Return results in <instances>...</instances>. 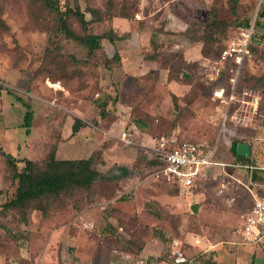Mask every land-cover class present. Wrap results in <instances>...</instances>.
Returning a JSON list of instances; mask_svg holds the SVG:
<instances>
[{
    "label": "rangeland",
    "instance_id": "1",
    "mask_svg": "<svg viewBox=\"0 0 264 264\" xmlns=\"http://www.w3.org/2000/svg\"><path fill=\"white\" fill-rule=\"evenodd\" d=\"M110 2L115 6L112 19L92 22L88 30L105 33L113 26L128 30L136 42L111 43L104 39V50L89 55L88 48L78 40L58 31L57 14L41 0H0V264H67L64 233L59 230L64 224L76 227L72 223L76 214L74 199H62L60 204V200L44 198L31 201L23 209L6 208L17 189L6 153L44 162L63 132L65 112L71 107H78L87 122L77 139L60 145L58 155L88 157L106 147L107 161L101 168L108 171L116 165L131 169L132 188L116 198L118 203L113 199L114 183L98 184L93 200L94 218L100 227L112 214L118 218L114 221L116 228L121 226L127 234L136 233L143 239L158 227L166 234V249L174 238L183 241L188 253L200 257L214 249L208 254L210 259L187 264H264V243L245 244L237 233L243 214L252 205L251 191L264 194V17L257 16L253 60L239 88L242 101L230 110L236 115L229 124L237 133L232 141L243 135L241 140L252 147L251 155H234L226 140L220 139L216 159L227 165L212 167L214 177L193 193L159 176L153 162L155 147L162 141L173 147L183 142L212 144L217 140L223 103L215 92L225 87L227 80L214 60L217 54L212 52L220 51L246 21L256 19L257 1L61 0V7L80 6L91 20L89 7L107 16ZM124 9L135 14L136 20L121 17ZM150 13L154 14L145 20L148 27L169 18L179 27L187 25V30L164 31L158 26L163 32L161 47H152L148 35L139 33L140 19ZM214 14L226 24L216 28L213 39L207 41L205 25ZM68 22L78 35L87 33L77 16L71 15ZM205 43L211 59L201 53ZM185 46H196L198 60L188 63L175 54ZM116 49L121 57L109 69L105 53L113 55ZM152 53L158 55L155 61L148 60ZM131 54L143 73L135 81L128 74L120 79L113 76L110 71L118 66L121 70L123 62H118ZM188 58L195 59L193 53H188ZM170 67L179 77L174 90L184 93L178 105L163 78L160 81ZM103 80L108 82L104 84ZM55 83L59 86L51 85ZM244 90L249 93L243 94ZM100 101L108 102L106 117L100 116ZM138 118L144 122L142 131L134 125ZM71 119L75 120L73 116ZM89 200V195L80 193L78 201ZM194 203H199L197 212L192 209ZM61 205L63 209L48 216L50 208ZM195 238L200 242L196 243ZM93 248L87 249L86 257ZM68 255L70 259L76 257L74 248Z\"/></svg>",
    "mask_w": 264,
    "mask_h": 264
},
{
    "label": "trees",
    "instance_id": "2",
    "mask_svg": "<svg viewBox=\"0 0 264 264\" xmlns=\"http://www.w3.org/2000/svg\"><path fill=\"white\" fill-rule=\"evenodd\" d=\"M44 6L49 9L50 11L57 14L58 20V31L64 33L68 38H72L78 40L83 46L88 48V54L92 55L97 50H104L103 40L107 39L111 43H116L119 40H124L130 36L128 32H122L121 30L112 26L108 32L105 33H91L88 28H90V24L92 22H101L106 19H112L113 11H114V4L113 2L109 3L108 6V15L101 11L98 8L89 7L87 10L93 15L91 20L87 19L85 12L81 10L80 6L77 7H70L69 5L65 6L64 9L61 7V0H41ZM235 2V0H234ZM257 5V3H256ZM71 15L77 16L81 25L87 33L84 35H78L70 26L68 19ZM264 17V3L258 9L255 24L257 26V16ZM120 16L126 18L128 20H136L135 14H130L128 10H121ZM140 27L143 26L144 21L140 20ZM226 24L225 21H222L216 17H214L205 25V39L212 40L214 37L215 29ZM250 21H246L244 25H249ZM228 25V24H227ZM236 35V34H235ZM256 32L253 35L252 42H251V51L255 50L254 41H255ZM234 36V35H233ZM232 36V37H233ZM231 37V38H232ZM230 38V39H231ZM229 39V40H230ZM229 40L225 44V46L220 50H215L212 54H217L216 58L214 59L216 62L220 60L221 54L223 49L228 44ZM206 41V43H207ZM206 43L203 45L201 49V53L205 58L211 59L209 56V52L206 47ZM150 44L153 47L154 45L157 47H161V43L158 39L155 38V35L151 37ZM105 65L111 69L113 68V63L119 57H121L120 51L116 49L113 55L109 56V54L105 53ZM175 54L181 56V58L186 61L185 55L183 51H178ZM156 53H152L148 56V60L155 61L157 58ZM253 60V56L251 58H247L244 64V69L242 73V79H245L244 72L247 68L250 61ZM195 62V61H194ZM191 63V62H188ZM113 66V67H112ZM172 68L170 67V71L168 70V81H177L179 77H175L172 73ZM175 68V66H174ZM138 78V77H137ZM157 82V81H156ZM155 82V83H156ZM172 99L175 105L179 104V101L182 100V96H179L172 92ZM113 103H117V97L113 101ZM107 101H100L98 103V107L100 108V116H107ZM30 113L26 115L29 118ZM68 113L65 112V121L67 119ZM66 123V122H65ZM64 123V125H65ZM143 121L141 118H138L134 121V125L139 129L143 130ZM86 122L82 119L75 117L74 123L72 125V133L71 136L77 135L81 128L85 126ZM65 128V126H64ZM63 128V131H64ZM242 138H237L236 141L241 142ZM63 140V132L59 135V138L56 140V145L54 148L48 153L46 156V160L44 162H40L35 159H31L29 157H16L10 153H6L9 158L10 164L13 166L14 169V180L17 183V189L15 196L5 204L6 208H25L31 201L33 200H41L44 198L60 200L59 203L61 204L62 199H74L72 207L76 212H80L85 207L89 206L90 204L95 203L93 200L94 194H96L97 189L99 188L98 184L102 181L105 182H112L116 186V191L113 199L119 196L121 191H124L125 187L127 186L126 180L129 176H131V169L125 166H114L111 167L108 171H102L101 165H105L107 158H105V151H108L106 147H101L94 151L88 157H81V158H68V159H61L57 157V150L59 147L60 142ZM252 148V147H251ZM231 151V149H229ZM234 155V153L231 151ZM247 158L245 156H242ZM154 158V157H153ZM157 158V157H155ZM153 159L154 164H159V161H155ZM158 160V158H157ZM136 165V164H135ZM112 169H118L122 172V174H116L111 176L109 173ZM256 173L258 171H255ZM134 175V174H132ZM207 184V181L201 182L195 190L204 188ZM177 186V185H176ZM80 193H84L86 196L89 195L90 202H81L79 200ZM80 202V203H79ZM90 203V204H88ZM64 206L61 205L59 208H50L48 210V216L52 211L63 209ZM115 228V227H114ZM151 236L157 237L162 240L166 245V234L160 230L158 227L154 228V232ZM150 236V237H151ZM176 239V238H174ZM169 247L166 249L165 254L170 255L171 247L173 241ZM180 239V238H179ZM147 239H143L141 236H138L136 233L130 234V238L125 246V250L132 253L138 254L144 248ZM167 248V247H166ZM185 249V248H184Z\"/></svg>",
    "mask_w": 264,
    "mask_h": 264
},
{
    "label": "built area",
    "instance_id": "3",
    "mask_svg": "<svg viewBox=\"0 0 264 264\" xmlns=\"http://www.w3.org/2000/svg\"><path fill=\"white\" fill-rule=\"evenodd\" d=\"M256 15L264 0H256ZM256 18V16H255ZM255 19L249 25L240 28L223 49L219 63V71L223 72L227 80L226 86L218 89L215 94L223 103L221 125L217 140L211 143L183 142L179 145L169 147L162 141L155 147L158 158L159 176H162L169 183L177 185L182 191L194 192V189L203 182L212 179L210 170L214 166L227 165L226 162L216 159L219 151L220 139L226 140L230 144L233 135L237 134L229 126L236 115L230 113L232 107L242 101L239 88L242 82V73L247 58H251V42L255 33ZM55 87L57 83L51 84ZM59 86V85H58ZM247 90L243 94H248ZM238 138H245L238 135ZM164 140V138H163ZM212 177V178H211ZM253 196L251 207L243 214L242 227L237 230L245 244L264 243V194L258 191H251ZM199 243L200 239L195 238ZM171 259L175 264H187L193 261L194 256H189L183 247V241L174 239L170 251ZM140 264H147L148 258L143 257L138 261Z\"/></svg>",
    "mask_w": 264,
    "mask_h": 264
},
{
    "label": "crops",
    "instance_id": "4",
    "mask_svg": "<svg viewBox=\"0 0 264 264\" xmlns=\"http://www.w3.org/2000/svg\"><path fill=\"white\" fill-rule=\"evenodd\" d=\"M154 13H150L148 15H144L140 20H146L149 16H151ZM174 16V14H172ZM125 19V18H124ZM177 23L176 21H170V19L164 20V22L160 25H153L151 27H148L146 25V21L144 22L142 28L140 29L141 31L139 33L147 34L149 41L151 40V37L155 35L156 39H160L161 35H163V32L159 30L158 26H163L164 31H175V32H185L187 30V25L179 27V25H174ZM178 24V23H177ZM173 26H178L179 28H175ZM117 28V27H116ZM119 29V28H117ZM122 32H129L128 30H123L120 29ZM181 30V31H180ZM135 37H132V34L124 39V41H134ZM191 40V38H190ZM136 42V40L134 41ZM195 47L191 46H185L183 47V53L185 55V58L188 60V62H191L192 60H198L197 54L194 53ZM188 53H193V57L195 59H189L188 58ZM109 56H111L109 54ZM133 54L127 55V57L124 58L123 60H120L118 63L126 65V70L123 69V64L121 70H119V66L115 67L112 71L113 76H116L117 78L119 77L122 78L123 75L128 74L127 77H132L134 81L137 79L138 74H142L143 71L141 72V66H136V64L133 61ZM121 59V58H120ZM194 62V61H193ZM142 65V64H141ZM124 70V71H123ZM139 70V71H138ZM163 75V73L161 72ZM166 77L160 78V81H162V78L165 82V84L168 86L169 90L179 96H182L184 93H179L178 91L174 90L173 84L175 81H168V71L166 70ZM104 84H106L108 81L103 80ZM178 83V82H177ZM66 112L68 113L66 123H65V128L63 131V140L60 142L59 147L62 143L68 142L70 140H75L79 136L80 132L75 135L71 136L72 129L71 126L74 123V120L71 119L72 116L78 117L82 119L83 121L87 122L86 120L83 119L84 113H80L78 107H71L70 109H66ZM233 141L230 142L229 146L231 147ZM244 142V141H241ZM58 147V150H59ZM58 150H57V157L61 158L58 155ZM108 151H105V158H107ZM61 159H68V158H61ZM102 171L105 169L100 168ZM132 176H129L126 180L127 186L125 187L124 191H121L120 194H125L130 190L132 187L130 185V180ZM136 193V192H135ZM119 196L117 198H119ZM124 199V197H121ZM117 199H114V202ZM118 203V202H117ZM96 204H90L89 206L85 207L83 210L80 212H76L74 214L72 223L76 225V227H72V225L69 224H64L61 226L59 232L64 233V244H65V254L66 258H68V261L66 262L67 264H140L138 261L146 257L148 258V263L147 264H167V262H173L171 259V255H166V245L165 243L160 240L157 237L151 236L148 237L145 243L144 248L141 250L140 253L138 254H132L128 251L125 250V246L130 238V234H127L124 232L123 227L116 228V224L114 221L118 220V218H114L113 215L111 214L110 216L107 217L105 221V225L100 227L99 222L96 221L94 218L95 216V208ZM74 220V222H73ZM84 226V227H83ZM85 226H87V229H84ZM115 227V228H114ZM69 230V231H68ZM58 232V231H57ZM56 234V231L53 232L52 237H54ZM124 235V237H123ZM94 245L93 250H90V257H86L87 254V249H91V246ZM75 251L76 257H73L72 259L69 258L68 252L70 250ZM172 248V247H171ZM214 250V249H212ZM212 250H207L205 255L203 257L199 256L198 253H193L190 254L187 251V254L189 256H194V260H201V261H206L207 259H210L208 257V254ZM203 259V260H202ZM193 260V261H194ZM216 260V259H212Z\"/></svg>",
    "mask_w": 264,
    "mask_h": 264
},
{
    "label": "water",
    "instance_id": "5",
    "mask_svg": "<svg viewBox=\"0 0 264 264\" xmlns=\"http://www.w3.org/2000/svg\"><path fill=\"white\" fill-rule=\"evenodd\" d=\"M230 149L232 152L240 154V155L245 156V157H249L252 153V148H251L250 144H248L246 142L233 141ZM109 174L111 176H113L116 174H122V172L118 169H112ZM255 174H254V178H253L254 180L256 179ZM192 209L197 212L199 209V203H194L192 205Z\"/></svg>",
    "mask_w": 264,
    "mask_h": 264
},
{
    "label": "bare ground",
    "instance_id": "6",
    "mask_svg": "<svg viewBox=\"0 0 264 264\" xmlns=\"http://www.w3.org/2000/svg\"><path fill=\"white\" fill-rule=\"evenodd\" d=\"M53 86H55V85H53Z\"/></svg>",
    "mask_w": 264,
    "mask_h": 264
}]
</instances>
